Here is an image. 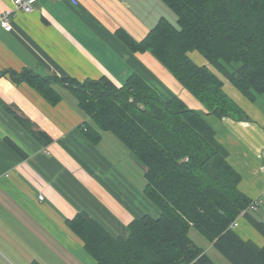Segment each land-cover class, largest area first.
I'll return each mask as SVG.
<instances>
[{
    "label": "crops",
    "instance_id": "0c3cea01",
    "mask_svg": "<svg viewBox=\"0 0 264 264\" xmlns=\"http://www.w3.org/2000/svg\"><path fill=\"white\" fill-rule=\"evenodd\" d=\"M32 5L30 12L15 11L11 31L0 23V71L28 69L80 82L107 77L118 87L137 74L163 98H181L214 128L241 175L240 189L257 202L252 212L264 221V109L259 107L264 94L250 101L205 57L199 53L204 59L196 61L190 52L221 76L225 91L251 120L208 114L153 53L131 50L118 34L141 41L162 18L172 21L176 14L164 0H34ZM12 7L13 0H0V18ZM55 87L62 99L51 104L29 83L0 75L1 264H97L67 219L84 211L111 234L127 237L132 220L160 215L144 193L145 167L111 131L101 130V140L92 142L81 126L92 119L66 85ZM234 229L244 240L264 244L244 216ZM213 247L208 240L203 248L209 254Z\"/></svg>",
    "mask_w": 264,
    "mask_h": 264
},
{
    "label": "trees",
    "instance_id": "16d2710c",
    "mask_svg": "<svg viewBox=\"0 0 264 264\" xmlns=\"http://www.w3.org/2000/svg\"><path fill=\"white\" fill-rule=\"evenodd\" d=\"M164 1L177 24L162 18L141 41L125 32L120 38L133 51L153 53L208 114L251 120L225 91L221 76L252 102L264 94V0ZM193 51L221 76L198 64ZM5 73L29 83L51 104L62 99L55 85H66L93 121L81 125L88 138L97 143L101 130L111 131L145 167L144 193L158 217L135 218L127 237L111 234L84 211L67 219L97 264H217L190 237L193 227L233 264H264V244L244 240L231 226L244 212L264 238V221L252 212L254 200L240 189L228 150L198 110L177 96L163 98L137 74L118 87L107 77L80 82L28 69L0 71Z\"/></svg>",
    "mask_w": 264,
    "mask_h": 264
},
{
    "label": "built area",
    "instance_id": "2783aa9c",
    "mask_svg": "<svg viewBox=\"0 0 264 264\" xmlns=\"http://www.w3.org/2000/svg\"><path fill=\"white\" fill-rule=\"evenodd\" d=\"M34 0H13V7L6 9L0 18V23L3 28H5L7 31H11L13 29V24H12V16L17 10H23L26 12H30L33 10V3ZM73 2H76V0H72ZM44 196L41 194L39 195V198L42 199ZM257 202L254 201L251 204V208L256 209L257 208ZM244 212H242L235 221L231 224L233 228L237 227L239 225V219L242 216Z\"/></svg>",
    "mask_w": 264,
    "mask_h": 264
},
{
    "label": "rangeland",
    "instance_id": "374dc122",
    "mask_svg": "<svg viewBox=\"0 0 264 264\" xmlns=\"http://www.w3.org/2000/svg\"><path fill=\"white\" fill-rule=\"evenodd\" d=\"M172 21L174 22V24H177L176 15H175V18H173ZM193 54H194V58H195L196 61H201L202 62V60L204 59V58L201 57V55H199V53L197 51H195V53H193ZM259 107H262L264 109V102ZM139 173H141V171ZM190 237L201 247H205V245H207V243H208L207 238L198 229H196L194 227L190 231ZM209 255L217 264H233L227 257H225L215 247H213L210 250ZM0 264H1V257H0Z\"/></svg>",
    "mask_w": 264,
    "mask_h": 264
}]
</instances>
